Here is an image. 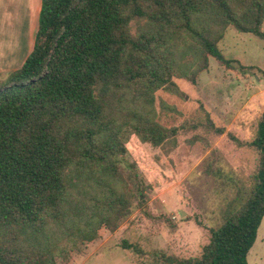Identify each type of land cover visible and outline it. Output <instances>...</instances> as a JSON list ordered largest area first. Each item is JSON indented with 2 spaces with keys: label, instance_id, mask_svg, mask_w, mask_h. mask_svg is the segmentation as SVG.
<instances>
[{
  "label": "trees",
  "instance_id": "obj_1",
  "mask_svg": "<svg viewBox=\"0 0 264 264\" xmlns=\"http://www.w3.org/2000/svg\"><path fill=\"white\" fill-rule=\"evenodd\" d=\"M263 20L264 0H40L32 49L0 84V264H58L54 224L74 238L88 230L86 241L113 231L128 213L121 190L138 178L128 136L158 144L176 132L153 102L174 86L181 52L197 71L208 57L229 67L218 46L226 29L264 40ZM251 145L252 186L201 253H162L157 264H248L264 217V110Z\"/></svg>",
  "mask_w": 264,
  "mask_h": 264
},
{
  "label": "rangeland",
  "instance_id": "obj_2",
  "mask_svg": "<svg viewBox=\"0 0 264 264\" xmlns=\"http://www.w3.org/2000/svg\"><path fill=\"white\" fill-rule=\"evenodd\" d=\"M143 27L139 22L133 29ZM10 41L0 32V45ZM21 44L19 58L0 59V84L31 48ZM218 46L229 67L208 57L197 71L195 55L184 50L174 86L154 93L158 122L175 134L158 144L128 136L126 159L138 178L130 191L121 190L128 213L114 230L100 228L86 241L88 230L74 238L51 226V239L65 250L58 264H157L162 253L198 256L227 205L249 192L258 162L251 141L264 110V40L229 26ZM247 263L264 264V217Z\"/></svg>",
  "mask_w": 264,
  "mask_h": 264
},
{
  "label": "crops",
  "instance_id": "obj_3",
  "mask_svg": "<svg viewBox=\"0 0 264 264\" xmlns=\"http://www.w3.org/2000/svg\"><path fill=\"white\" fill-rule=\"evenodd\" d=\"M39 10L40 0H0V32L7 33L11 39L8 45H0V59L18 57L22 49L21 42L24 47L31 43V48L26 50L24 56L28 55L33 46Z\"/></svg>",
  "mask_w": 264,
  "mask_h": 264
},
{
  "label": "water",
  "instance_id": "obj_4",
  "mask_svg": "<svg viewBox=\"0 0 264 264\" xmlns=\"http://www.w3.org/2000/svg\"><path fill=\"white\" fill-rule=\"evenodd\" d=\"M181 214L183 215V214H184V212H183V211H181Z\"/></svg>",
  "mask_w": 264,
  "mask_h": 264
}]
</instances>
